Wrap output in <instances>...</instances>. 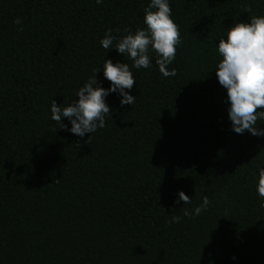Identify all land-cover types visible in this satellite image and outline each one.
I'll return each mask as SVG.
<instances>
[{"label": "trees", "instance_id": "1", "mask_svg": "<svg viewBox=\"0 0 264 264\" xmlns=\"http://www.w3.org/2000/svg\"><path fill=\"white\" fill-rule=\"evenodd\" d=\"M148 3L0 0V264H264L254 180L264 137L231 130L214 72L218 39L264 16V0H169L181 41L174 77L154 51L151 68L135 69L99 44L108 29L145 27ZM104 59L128 64L134 103L109 93L103 128L61 130L52 100L77 99ZM95 79L108 88L102 72ZM178 190L189 204L174 203ZM202 196L207 210L183 216Z\"/></svg>", "mask_w": 264, "mask_h": 264}, {"label": "clouds", "instance_id": "2", "mask_svg": "<svg viewBox=\"0 0 264 264\" xmlns=\"http://www.w3.org/2000/svg\"><path fill=\"white\" fill-rule=\"evenodd\" d=\"M95 3L101 4L102 0H95ZM143 12L145 27L134 32L125 29L123 36L113 35V30L108 29L99 44L106 51L114 48L118 54H126L135 69L151 68L149 53L154 51L155 64L161 75L174 77L175 68L169 69L168 66L175 59L176 46L181 41L178 26L171 19L169 0H149ZM13 23L20 25V18H15ZM17 30L22 31V28ZM116 31L119 32L118 29ZM215 47L220 59L214 72L226 93V112L231 130L236 134L247 131L252 136L264 137V127H257V120H264V16H252L247 22L231 24ZM97 72H102L110 82L108 88L97 84ZM134 82L128 64L104 59L102 67L94 68L93 76L77 89V99L64 107L52 100L50 118L61 130L78 137L92 134L105 126V117L110 114L105 102L109 93H115L120 98L121 106H132L135 96L125 90H130ZM62 118L67 119L70 127L62 122ZM254 180L255 191L260 198L259 207L264 209V166L257 168ZM176 196L174 203H190L189 196L183 191L178 190ZM209 204L208 197L202 196L198 206L191 211L184 209L182 214L189 218L199 216ZM179 221L180 217L173 215L166 224Z\"/></svg>", "mask_w": 264, "mask_h": 264}]
</instances>
